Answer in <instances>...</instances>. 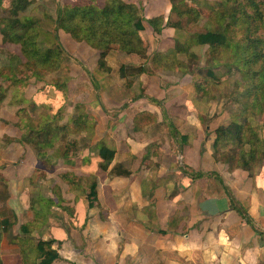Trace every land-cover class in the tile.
<instances>
[{
	"label": "crops",
	"instance_id": "0c3cea01",
	"mask_svg": "<svg viewBox=\"0 0 264 264\" xmlns=\"http://www.w3.org/2000/svg\"><path fill=\"white\" fill-rule=\"evenodd\" d=\"M167 4L169 5L168 2ZM163 33L169 38V43H172L171 39L176 32L166 28ZM171 47L173 44L169 48ZM81 51L84 54V50ZM85 52L88 55L91 53L93 58L98 55L91 48H87ZM152 52L146 55L148 59ZM118 55L122 57L124 54L117 53V57ZM134 59H137L135 55H126L121 60L133 62ZM144 64L150 73L140 77L142 80L139 79V88L143 90L144 96L163 102L179 138L170 137L166 143L164 139L160 140L159 133L157 142L155 136H147L149 127L138 133L132 128L127 131L126 123L131 124L130 119L137 113L154 114L156 125L161 124L163 119L162 110H156L145 98L132 101L139 94L135 83L132 82L129 88L125 85L120 91H125L124 94L132 92L135 97L123 94L125 98L121 102L107 101L109 105L120 104L121 110L117 115L119 123L114 119L117 124L107 130L109 122L103 118V124L97 126V131H102L106 140L114 136L118 141L112 149L115 155L107 171L99 167L101 159L91 150L83 162L71 167L63 162L62 157L57 158L54 164L44 163V159L48 160L53 156L46 153L38 155L35 150L25 151L21 146L25 151L22 157L25 161H20L21 165L15 171L16 176L13 166L0 168V187H4L6 191L0 195V202L12 206L11 209L14 210L2 213L3 219L13 218L11 222H5L8 225L7 232L11 227L16 237L22 224L20 220L30 221L33 217L31 198L27 195L28 183H32V178L45 170H48L46 179H50L54 175L51 170H54L55 173L59 171V176L72 174L79 187L84 186L83 181L95 176L98 206L88 210L85 206L86 199L77 195L75 189L68 191L69 187L59 177L56 186L65 202L50 208L52 214L49 215V221L40 229V240L55 241L51 251L57 258L49 264H264L262 172L254 181L246 174L235 178L233 172L230 177L222 164L214 162V97H202L203 93L200 97L192 95L190 91L196 85L194 77L189 75L191 71L186 75L181 74L182 77L179 78L177 71L154 72L147 60ZM120 82L119 85L123 86L124 79H120ZM6 99L7 97L3 100ZM21 103L19 104L26 105L25 100ZM19 104H13L12 109ZM134 108L137 109L131 115ZM8 116L13 115L8 110L0 109V117ZM108 119L112 120L111 117ZM200 119L202 123L209 125L204 127ZM0 121V126L5 127L4 121ZM181 136L187 140L183 145L179 144ZM0 140L2 146L4 140ZM150 144L158 145L157 156L150 159L156 166L154 175L144 171L141 165ZM16 145L19 147L20 144ZM9 146L8 142L4 143L6 149ZM179 155L178 162L176 157ZM27 158L33 162L29 163ZM86 161H90L89 164ZM117 165L122 166L116 170L119 173L110 175L112 167ZM125 169L129 172L128 176L123 174L122 170ZM192 172L212 175L191 179L188 175ZM56 186H51V190L56 189ZM39 188L33 197L41 195ZM224 188L229 190L233 205ZM46 197L57 204L56 197ZM59 206H63V209L69 207V211L73 212V217L67 216V227L60 221L64 217L60 214L64 215L67 211H62ZM233 206H241L246 210L259 233L246 224ZM5 236L0 239V264H22L19 247L8 242ZM42 260L38 256L31 264H40Z\"/></svg>",
	"mask_w": 264,
	"mask_h": 264
},
{
	"label": "rangeland",
	"instance_id": "374dc122",
	"mask_svg": "<svg viewBox=\"0 0 264 264\" xmlns=\"http://www.w3.org/2000/svg\"><path fill=\"white\" fill-rule=\"evenodd\" d=\"M29 1H31L30 6L20 12L17 18L21 19L22 17H28L37 23V43L41 50L59 47L60 55L58 58L55 57V64H59V68L51 69L44 65H33L31 61H35V59H30V54L26 56L24 50L22 52L21 45L5 43L0 36V90H2L0 91V109L8 110L13 115L7 118L0 117V120L4 121L3 124L5 125V127L0 126V138L4 140V143L8 142L10 144L9 149H6L4 143L1 146L0 142V168L13 166L12 168L15 172L18 166L21 165L20 161L23 159V153L27 150H35L38 155H42V153L52 155L53 157H50V159L43 160L44 163L48 162V164H54L59 158L64 156V154L74 151L77 156L67 158L66 160L63 159V162L67 166L75 167L78 163L82 162L83 158H87L86 154H89L90 150L93 151V154H96L97 150L101 147H106L110 150L114 149V145L118 142L117 139L113 136L111 139L106 140L103 137L104 133H102V131H97V126L103 124V118H106L105 120L109 122V124H107V130L115 126L117 121L119 123L120 120H118L117 115L119 110H121L120 104L116 106L109 105L107 101L116 100L121 102L122 98H125L123 97L125 91L121 92L120 90H123L125 85L129 88L132 82L139 88V85H141L140 80H142L140 77L143 76V74L130 76V73H128L125 75V78H121L119 70L123 67L126 72H130L131 68L136 69L144 67L146 59H142L135 55L137 59H134L133 62H127L126 60H121L126 55L123 52L115 50L107 52L103 59L99 53L96 58H93L91 57V53L88 55L85 52L87 48H89L88 46L74 42L71 37L63 30L61 31V29L55 32L57 29L55 28V21L58 9L62 8L65 4L81 5L82 3H92L94 0ZM122 1L140 8L142 10V15L147 20L163 17L164 20L169 18L172 22L176 21L181 25L182 29L174 30L176 33H174L171 39L172 43H169L170 40L164 33L162 35H155L149 32L148 28L150 26L144 21V31L140 32V36L143 41L144 54L146 55L152 51L157 52L159 55L164 54L166 51L165 49L169 48L172 44L173 46L175 45L174 39H177V41L183 44L190 36L192 37L195 34L205 32V24H208L206 22L211 24L213 30L218 29L219 31L226 29L229 22L228 19L221 20L222 25H218L217 22L219 18L218 13L226 12L229 9L227 0H174V3L177 4L178 11L193 8L198 15L197 18H199L196 21L195 19L189 18L187 15L179 16L176 12L170 11L171 5L167 4V0ZM103 3V0H97L98 6L103 5ZM12 9V0H0V20L8 17L13 18L10 15ZM192 16L194 17V14ZM170 33L173 34L172 31ZM227 34L230 40L239 41L241 36V32H239L236 27H230ZM81 50H84V54ZM231 50L232 49H219L218 54H210V56L214 55L213 62L212 58L206 54V48L194 44L191 45L186 53L179 54L178 59L189 67V71H191L189 75L191 77L193 76L195 79L196 87L190 91L194 97H200L203 92L202 97L208 95L212 96V94H214V96H212L214 97L215 103L213 133L215 136L214 140L217 139V145L214 148L213 141L212 149L213 159L215 156L219 159V161L214 160V162L222 164L230 177H232V173L234 172L235 178L242 177L243 175L245 176L246 174V176H249L254 181L256 176L261 172V177H264V160H257L250 163L248 167L250 170L234 168V165L229 160V156L233 153H237V147L234 143L228 141L235 138L238 126H240L245 119H248V122L252 125L255 139L260 145L262 144L264 150V112H260L264 110V104L256 98L253 101L254 105H252V97L249 94L247 97L249 101L247 103L242 97L247 89L248 93L251 89L253 90L252 93H255V87L260 77L256 74L252 75L251 71H249L251 66H248V68L240 67ZM117 53H122L124 55L121 57L120 54L117 57ZM217 62H219L218 66L216 65ZM255 67L257 68V66ZM12 69H15V72ZM207 69L209 74H206ZM34 71V75H36V72L37 74L39 73L38 78L37 75L35 77L31 74V72ZM163 71L170 73L172 70ZM173 71L179 72L178 77H182V70L178 69ZM247 72H249L252 77ZM120 79H124L123 86L119 85L121 84ZM188 79L189 78H187V80ZM161 84H163V82H161ZM201 87L202 89H200ZM201 90H203V92ZM138 93V96L141 98L146 97L142 96L143 90L140 88ZM124 95L128 97L136 96L132 95V92L129 93V91ZM5 97H7V99L4 101L3 99ZM23 99L26 101V105H21V102H24ZM147 101L154 105L153 107H155L156 110H158V108L160 110H165L162 101H158L161 103L160 106L153 104L150 100ZM13 104L19 105L13 110ZM103 104H107V106ZM118 107L120 108L118 109ZM136 109L137 108L131 110V115L135 113ZM138 114L139 113L135 114L130 119L132 121L131 124L126 123L127 131L133 128V126L130 125L133 124V120ZM158 115L159 114H157V116ZM108 117H111L112 120L109 121ZM114 119H117V121L115 120V122ZM201 120L202 119L199 121L204 127L209 125V123H202ZM163 121H165V119ZM165 122L170 123V119L168 118V121ZM166 123L162 122L159 125L153 123L147 126L150 128L147 136L153 135L156 138L155 141L159 142L157 134L160 133V140L164 139L166 143L170 140V137L171 139L173 136L179 138L180 135H178L176 129L174 128L175 132H172L171 129L167 128ZM216 130L219 131L216 133ZM181 139L179 140V144L183 145ZM14 143L20 144L19 147ZM20 146L25 151L20 148ZM148 147L151 149V155L146 161H144V155L141 165L144 171L154 175V172L157 170L155 169L156 166L153 165V161L150 159L157 156L156 150L158 149V145L150 144ZM245 148L248 147L246 146ZM202 150L204 151V149ZM7 151L8 154L6 155L5 153ZM176 158L179 162L180 155ZM24 161L23 159V162ZM28 162L31 163L33 161L28 159ZM121 167L119 165L113 166L109 174L113 175L112 171H116ZM123 171H126V169ZM51 172L54 173V175H52V177L50 176V179H46L48 170L32 178V183H28L27 186L28 197L31 198L33 195L37 194L36 189L40 187L39 193H41V195L39 196H41L43 200H51L46 196H54L51 186H56V183L59 182V177L60 180L65 182L67 187H69L68 191L69 189L72 191V181L70 178H68L69 181H66L61 177L62 174H60V176L57 175L59 171L55 173L54 170H51ZM215 177L217 178L216 175ZM92 181L93 177L89 178L88 181H83L85 182V184H83L84 186L76 187L75 193L86 199L89 192V185ZM80 184H82V182H80ZM57 188L58 186H56V190L60 191ZM224 189L226 192V188ZM4 191L5 188L0 187V195ZM64 202L65 201L62 203ZM35 203L38 204L37 200H35ZM44 203H46V205ZM52 205H55V202L48 205L46 201L41 202L38 206L40 212L39 216L43 220L45 218L47 223L49 221V215L52 214L50 211ZM85 206H87V201ZM11 207L12 206L0 202V228L2 226V229H0V239L2 236L6 235V240L15 245L16 237L13 235L11 227H9V233L7 232L6 229L8 225L5 224V222H11L13 218L10 217L6 220L3 219L4 217L2 216V213L6 211L13 212L14 210L11 209ZM67 209V215L60 214L64 216L61 217L60 221L63 222L65 227H67V222H69L67 216L73 217V212L69 211V207ZM41 212H44L43 215ZM66 220L67 222H65ZM20 221L22 224H26L33 220L31 219L29 221L23 219V221ZM44 226L46 225H40V227L34 231L37 234L33 233L34 235H30L29 238L31 242L29 245L26 244L25 246V242L23 241V248L26 251L24 258L25 264H31V262L36 260L37 257L34 253H31V248L40 240V229H43ZM1 241L2 240H0V242Z\"/></svg>",
	"mask_w": 264,
	"mask_h": 264
},
{
	"label": "trees",
	"instance_id": "16d2710c",
	"mask_svg": "<svg viewBox=\"0 0 264 264\" xmlns=\"http://www.w3.org/2000/svg\"><path fill=\"white\" fill-rule=\"evenodd\" d=\"M13 9L10 15L13 18H6L0 20V36L2 41L5 43L19 44L22 47V52L26 56L30 54V59H35L31 61L33 65L46 66L47 68H59V64L56 65V58L60 55L59 47L46 48L41 50L39 44L37 43L38 29L37 23L28 17L17 18L20 12L27 9L31 1L29 0H12ZM104 3L101 6L97 5V0L92 1V3H82L81 5H68L65 4L62 8L58 9L56 15L55 32L57 30H63L66 32L71 39L79 44H84L95 50L102 57L111 50L123 52L126 55H137L142 59L148 61L149 67L154 71L163 70H182L183 74H189V67L185 63L178 59V55L181 53H186L191 45L200 46L206 48V54L212 58L214 62V55L218 54L219 49H232L233 55L237 60V64L242 68H249L252 75L256 74L260 77L259 81L255 87V93H252V89L248 93V89L242 95L246 103L249 101L247 98L249 95L252 97L251 104L254 105V100L257 98L264 104V0H227L229 4V9L226 12L218 13V25H222L221 20L228 19L226 29L223 31L213 30V27L209 22L205 24L206 31L203 33L195 34L190 36L188 40L181 44L177 39L174 40L175 45L167 50L164 54H158L153 52L151 57L148 59L146 54H144L143 41L140 36V32L144 31L143 22L145 21L150 27L149 32L155 35L162 34L163 30L166 28H171L176 31V29L181 30V25L179 22H172L169 18L165 19L163 17H158L155 19L147 20L142 15V10L137 8L133 4L125 3L122 0H103ZM169 5H171L170 11L176 12L179 16H188L189 18L198 20L197 13L190 8L188 10L178 11L177 4L174 0H167ZM194 14V17L192 16ZM146 19V20H145ZM230 27L238 28L241 32L239 41L228 38L227 31ZM262 29V31H261ZM193 43V44H192ZM230 43V44H229ZM104 61V60H102ZM220 62V61H219ZM217 62V66L219 65ZM100 64V61H99ZM257 66V68L255 67ZM15 72V69H12ZM120 77L125 78V75L130 73V76L149 74L150 72L146 67L131 68L130 72H126L123 67L120 68ZM249 74V72H247ZM32 75L35 74L31 72ZM39 74V73H38ZM38 74L36 72L37 78ZM206 74H209L208 69ZM36 75H34L36 77ZM250 75V74H249ZM40 76V75H39ZM251 76V75H250ZM4 77V76H2ZM193 77V76H192ZM252 77V76H251ZM5 78V77H4ZM14 80V79H12ZM257 80V79H256ZM195 84V83H194ZM202 89V87L200 88ZM2 91V90H0ZM203 92V90H201ZM204 93V92H203ZM249 94V95H248ZM142 96H144L142 94ZM212 96L208 95V98ZM141 98L136 96L132 99L136 100ZM150 100L153 104L160 106L161 103L153 98L145 97ZM260 112H264L261 110ZM163 120L167 121V113L165 110L161 111ZM163 121L164 123H166ZM157 124L155 115L148 112H141L135 116L133 120L132 130L136 133L140 132L145 127L151 124ZM167 127L171 131L175 132L172 123H166ZM219 130H216V133ZM182 144L186 143V138L181 136ZM228 142L234 143L237 147V153H233L229 156V160L234 165V168H240L245 170H250L249 164L257 160H264V150L262 144L255 139L253 134L252 125L245 119L243 123L238 126L235 138L229 140ZM217 145V139L214 140V148ZM248 148H245V147ZM148 152L145 155L144 161L148 160L151 155V149L148 147ZM203 151V150H201ZM45 154V153H43ZM97 157L101 159L99 167L102 170H106L108 165H110L114 159L115 152L106 147H101L97 150ZM224 155V154H223ZM76 153H67L62 156L65 160L67 158L76 157ZM214 160L219 161L215 156ZM84 158L82 159V162ZM90 161H86L89 164ZM123 171V170H122ZM112 173L117 174L115 170ZM121 174V173H120ZM123 174L128 176V171H123ZM212 174H203L201 172L190 173L188 176L191 179H201L204 177H209ZM64 180L72 181V191L78 186L75 177L72 174H63L61 176ZM93 177L92 183L89 185V192L86 196L87 208L93 209L97 207L96 199V178ZM53 195L56 197L57 204L59 205L63 202L61 198L60 191L52 189ZM71 191V190H70ZM226 194L229 197V190L226 189ZM37 200L38 204L35 203ZM231 205L233 202L229 197ZM48 205L53 200H43L41 196L31 197L30 199V209L33 211V218L31 222L22 224L16 236L15 244L19 247V255L22 259V264H25V249L21 242L30 244V235L36 231L40 225H46L47 220H44L39 216L40 212L38 206L41 202H46ZM40 203V204H39ZM46 205V203H44ZM51 206V207H52ZM45 207V206H44ZM62 211H67L66 208L59 206ZM235 211L242 217L246 224L252 228L256 233H259L253 226L252 219L247 214L246 210L241 206H233ZM42 215L44 212H41ZM42 223V224H40ZM1 236V235H0ZM55 243L54 240L37 241L31 248V253H34L36 257H42L43 260L40 264H49L57 255L51 251V246ZM24 246V247H25ZM23 249V250H22ZM28 258V256H27Z\"/></svg>",
	"mask_w": 264,
	"mask_h": 264
}]
</instances>
